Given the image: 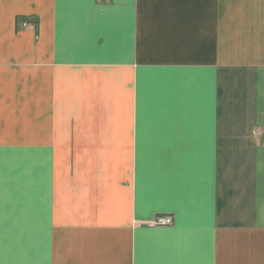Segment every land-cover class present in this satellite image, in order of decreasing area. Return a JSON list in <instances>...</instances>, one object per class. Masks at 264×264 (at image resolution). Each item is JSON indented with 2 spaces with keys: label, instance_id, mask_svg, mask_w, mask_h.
<instances>
[{
  "label": "crops",
  "instance_id": "1",
  "mask_svg": "<svg viewBox=\"0 0 264 264\" xmlns=\"http://www.w3.org/2000/svg\"><path fill=\"white\" fill-rule=\"evenodd\" d=\"M0 264H264V0H0Z\"/></svg>",
  "mask_w": 264,
  "mask_h": 264
},
{
  "label": "built area",
  "instance_id": "2",
  "mask_svg": "<svg viewBox=\"0 0 264 264\" xmlns=\"http://www.w3.org/2000/svg\"><path fill=\"white\" fill-rule=\"evenodd\" d=\"M23 25H25V23ZM171 223H172L171 217L165 215L157 216L149 222V224L157 225V226H167L170 225Z\"/></svg>",
  "mask_w": 264,
  "mask_h": 264
}]
</instances>
